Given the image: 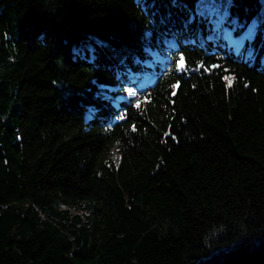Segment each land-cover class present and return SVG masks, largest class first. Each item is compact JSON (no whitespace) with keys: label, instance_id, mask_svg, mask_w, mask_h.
I'll list each match as a JSON object with an SVG mask.
<instances>
[{"label":"trees","instance_id":"1","mask_svg":"<svg viewBox=\"0 0 264 264\" xmlns=\"http://www.w3.org/2000/svg\"><path fill=\"white\" fill-rule=\"evenodd\" d=\"M195 1L0 0V264H264V0Z\"/></svg>","mask_w":264,"mask_h":264},{"label":"rangeland","instance_id":"2","mask_svg":"<svg viewBox=\"0 0 264 264\" xmlns=\"http://www.w3.org/2000/svg\"><path fill=\"white\" fill-rule=\"evenodd\" d=\"M196 0L194 4V10L199 13L200 15L207 14L209 16V20L212 21V28L213 30H217L219 33H221L225 40L227 45V50H231L233 53L237 54L241 50H243L244 55L248 53L249 45H245L246 41H250L255 33L256 27H257V21L255 17L250 19L245 27L241 29L239 32L234 33L231 25L224 23L222 20L227 14V4L226 2L228 0ZM217 32V33H218ZM251 33V39H245L243 41V46H241L238 41L241 40V38L245 37L246 34ZM151 55L153 57L154 61H163V59L171 61L172 58L167 55H161L158 52H151ZM145 65L152 67V64L150 61H145ZM153 78L152 75L147 74L145 77L139 81L141 84L144 83L147 80H151ZM227 78V77H226ZM140 84V85H141ZM130 94H133V91H130ZM116 146H113L110 149V155H115Z\"/></svg>","mask_w":264,"mask_h":264},{"label":"snow or ice","instance_id":"3","mask_svg":"<svg viewBox=\"0 0 264 264\" xmlns=\"http://www.w3.org/2000/svg\"><path fill=\"white\" fill-rule=\"evenodd\" d=\"M245 39H251V33L246 34V36L243 37V38H241V40L238 41V43H239L241 46H243V41H244ZM252 55H253L252 50L249 49V50H248V56H249V58H251ZM177 67H178V69H182V68L184 67V64H183V56H181L180 61H179L178 64H177ZM226 79L228 80V86L231 87V85H232V81H233L234 78H233V77H227Z\"/></svg>","mask_w":264,"mask_h":264},{"label":"bare ground","instance_id":"4","mask_svg":"<svg viewBox=\"0 0 264 264\" xmlns=\"http://www.w3.org/2000/svg\"><path fill=\"white\" fill-rule=\"evenodd\" d=\"M143 84V83H142Z\"/></svg>","mask_w":264,"mask_h":264}]
</instances>
